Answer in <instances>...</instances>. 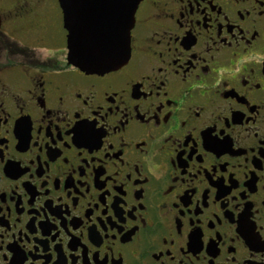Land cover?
Returning <instances> with one entry per match:
<instances>
[{
    "label": "flooded vegetation",
    "instance_id": "af4514ba",
    "mask_svg": "<svg viewBox=\"0 0 264 264\" xmlns=\"http://www.w3.org/2000/svg\"><path fill=\"white\" fill-rule=\"evenodd\" d=\"M63 13L0 0V264H264V0H141L104 74Z\"/></svg>",
    "mask_w": 264,
    "mask_h": 264
},
{
    "label": "water",
    "instance_id": "95a60500",
    "mask_svg": "<svg viewBox=\"0 0 264 264\" xmlns=\"http://www.w3.org/2000/svg\"><path fill=\"white\" fill-rule=\"evenodd\" d=\"M140 1L60 0L68 32V64L87 74H104L125 64Z\"/></svg>",
    "mask_w": 264,
    "mask_h": 264
}]
</instances>
